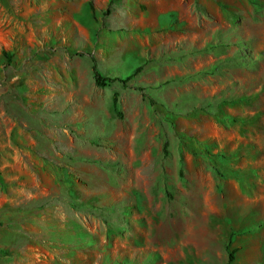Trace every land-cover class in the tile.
<instances>
[{
	"label": "rangeland",
	"instance_id": "374dc122",
	"mask_svg": "<svg viewBox=\"0 0 264 264\" xmlns=\"http://www.w3.org/2000/svg\"><path fill=\"white\" fill-rule=\"evenodd\" d=\"M233 249L264 264V0H0V264Z\"/></svg>",
	"mask_w": 264,
	"mask_h": 264
},
{
	"label": "trees",
	"instance_id": "16d2710c",
	"mask_svg": "<svg viewBox=\"0 0 264 264\" xmlns=\"http://www.w3.org/2000/svg\"><path fill=\"white\" fill-rule=\"evenodd\" d=\"M91 74H92V78H93L94 84L96 86H98V87H105V86H107L108 84H110V83H112L114 81H117V82H120V83L124 84V83H126L129 80V77H131V76H126V77L122 78L121 76H119L117 74H115V75H109V74L103 75V74H101L98 71V69H97V67H96V65H95L93 60H92V63H91ZM112 100H113L112 101L113 107H115V103H116L115 97H113ZM233 253H234V249L231 250L227 254V256H228L227 264H229L233 260V258H234L233 257Z\"/></svg>",
	"mask_w": 264,
	"mask_h": 264
}]
</instances>
